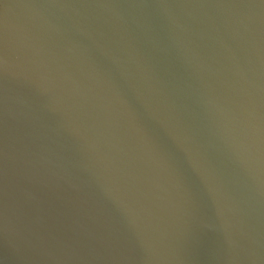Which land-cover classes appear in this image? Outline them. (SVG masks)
<instances>
[{"label": "water", "instance_id": "95a60500", "mask_svg": "<svg viewBox=\"0 0 264 264\" xmlns=\"http://www.w3.org/2000/svg\"><path fill=\"white\" fill-rule=\"evenodd\" d=\"M0 264H264V0H0Z\"/></svg>", "mask_w": 264, "mask_h": 264}]
</instances>
